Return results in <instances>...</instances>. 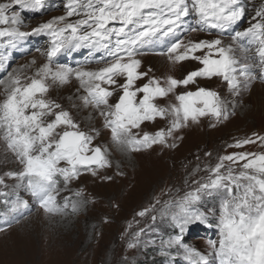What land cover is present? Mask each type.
Segmentation results:
<instances>
[{"label":"snow or ice","instance_id":"obj_1","mask_svg":"<svg viewBox=\"0 0 264 264\" xmlns=\"http://www.w3.org/2000/svg\"><path fill=\"white\" fill-rule=\"evenodd\" d=\"M43 3L44 0H0V41L8 38L7 44L15 48L30 35L44 34L50 38L43 53L47 62L33 76L22 82L18 73H8L7 80L0 79L4 85L0 139L22 165L20 171L4 176L18 181L15 187H26L47 213L62 211L56 202L61 184L67 188L82 171L96 175L99 169L111 167L106 151L93 146L94 137L81 131L61 105L46 98L48 81L65 84L75 77L86 93L82 97L85 105L102 109L100 115L111 130L113 141L123 150L139 152L155 144L175 147L169 140H174V132L190 122L198 123L204 116L226 119L228 115L219 94L205 87L176 94V103L167 107L157 104V98L197 85L198 78L220 77L231 90L239 88L241 78L250 83L257 70L264 78V4L255 9L251 18L254 23L250 22L243 31L233 30L232 43L225 44L220 38L185 43L178 34L182 29L216 30L220 35L229 32L246 15L242 0H67L63 5L65 15L53 17L31 33L22 31V12H39ZM190 16L195 17V27H185ZM170 37L174 38L167 48L170 60H193L202 67L182 79L168 77L162 83L150 77L146 83L138 84L149 74L139 71L141 61L136 56ZM80 49H88L89 57L104 52L100 58L104 66L87 70L82 65L55 63L54 58L62 52ZM5 59L0 56V61ZM113 96L117 99L110 103ZM157 117L170 118L167 129L141 134V125ZM257 141L264 148V136L258 134L237 140L229 147L244 148ZM208 173L193 191L176 202H166L161 215L170 216L179 232L162 240V248L176 247L178 254L182 250L188 264H212L213 260L216 264H264V151L220 156ZM4 176H0V186L7 188ZM7 195L0 191V196ZM213 195L219 198L218 239L208 240L211 252L205 255L184 243L183 236L191 226L206 224L209 214L215 215V209L206 214L196 207L204 196ZM67 204L65 198L64 207ZM22 206L26 207L27 202L17 200L10 211ZM72 206L75 209L76 204ZM147 212L145 209L138 215Z\"/></svg>","mask_w":264,"mask_h":264},{"label":"rangeland","instance_id":"obj_2","mask_svg":"<svg viewBox=\"0 0 264 264\" xmlns=\"http://www.w3.org/2000/svg\"><path fill=\"white\" fill-rule=\"evenodd\" d=\"M66 2L67 0H44L39 12L23 11L25 26L21 30L31 33L33 28L53 17L65 15L63 5ZM242 4L247 9L246 15L229 32L220 35L216 30L182 29L178 34L179 38L185 43L190 40L217 38L222 39L225 44L232 43L231 32L243 31L250 26V22L254 23L251 18L255 15V9L264 4V0H242ZM70 19L75 20L76 17ZM188 26H196L194 16L187 18L185 27ZM34 36L36 35L26 37L23 43L15 47L14 55L20 53L22 57L14 61L13 57L10 58L3 69L4 80H7L8 73H18L24 82V78L33 76L36 69L47 62L43 53L47 50L45 47L49 46L50 38L45 35L37 44L44 49L37 51L33 48L36 40ZM7 39L0 41L4 44L1 48L5 53L10 47ZM28 42L32 48L25 47ZM171 42H174V38H166L141 50L142 54L136 56L141 61L139 71L149 74L138 81V84L146 83L150 77H155L162 83L168 77L182 79L189 72L202 67L193 60L178 63L170 60L167 48ZM199 54L201 53H197ZM104 55V52H96L89 57L88 49H80L62 52L54 61L71 67L82 65L87 70H96L104 66L100 61ZM237 56H241L239 51ZM86 59L92 62L85 63ZM255 77L248 84L241 78L237 90L229 89L220 77L198 78L197 85H190L187 89L178 88L167 97L157 98V104L167 107L176 103V94L194 91L197 86L205 87L219 94L228 115L226 119L216 120L212 116H204L198 123L190 122L188 126L174 132V140H169V143H175V147L155 144L139 152L123 150L113 141L111 130L105 126L104 118L100 115L102 109L85 105L82 97L86 93L75 77L65 84L48 81L46 98L61 105L63 110L71 114L81 131L94 137L93 146L106 151L111 167L99 169L96 175L90 171H82L78 178L69 182L67 188L61 184L56 202L62 211L47 213L26 187H15L19 182L4 176L10 171H20L22 165L4 140L0 139V176H4L8 186H0V191L8 193L6 197L0 196V228L3 229L0 231V264H55V261H49L56 257V253L67 260L60 264H188L183 258L182 250L178 254L176 247L162 248V240L178 234L179 230L175 228L170 216H162L161 213L166 202L178 201L186 193L193 191L197 182L207 178L208 169L215 166L220 156L239 151H264L259 141L244 148L229 147L237 140L253 137V134L264 136V78L258 70L255 71ZM3 99L4 85L0 84V100ZM116 99V96L110 97L109 102L114 103ZM169 123L170 118L157 117L155 121L141 125V134H154L160 129H167ZM107 184L111 186L106 191L100 190L101 186ZM76 192L81 195L76 196ZM65 198L68 200L67 207H64ZM17 200L26 201L27 206H22V211H10ZM74 203L75 209L72 206ZM196 207L206 214L210 209H215L216 213L208 215L206 224L191 226L184 233L183 242L208 255L211 252L208 240L218 239L219 198L215 195L204 196ZM145 209L148 212L144 216L138 215ZM138 232L140 235L136 236ZM130 243L135 246L129 247ZM42 259L43 263H40ZM212 264L216 262L213 260Z\"/></svg>","mask_w":264,"mask_h":264},{"label":"bare ground","instance_id":"obj_3","mask_svg":"<svg viewBox=\"0 0 264 264\" xmlns=\"http://www.w3.org/2000/svg\"><path fill=\"white\" fill-rule=\"evenodd\" d=\"M25 40H26V38H25ZM42 40H39V41H35L34 43H35V45H33V48H34V50L35 49H40V51L41 50H43L44 49V47H42V46H39V45H37V44H39L40 42H41ZM24 41H21V42H19V43H17V45L18 44H21V43H23ZM28 46H29V48H32L31 46H30V43L28 42V43H26ZM25 44V45H26ZM37 45V46H36ZM46 49L48 48V47H45ZM0 49H1V47H0ZM8 51H9V54H2V55H0V56H4V57H7V59H5V60H2V61H0V64H1V67L2 68H0V79H4L3 78V69H5V67H6V65H7V63H9L10 61V58L11 57H13L12 59H13V61L14 60H17V59H19L20 58V56L22 57V55H18V56H16L15 57V55H14V52H15V48H12L11 46L10 47H8ZM0 52L2 53V50H0ZM0 53V54H1ZM9 61V62H8ZM12 62V61H11ZM3 65H5V66H3ZM126 156V155H125ZM144 182V181H143ZM140 184V183H139ZM138 184V185H139ZM111 186V185H110ZM108 184L105 186H101L100 187V190H103V192L104 191H106V188L107 187H110ZM146 186V185H145ZM148 187V186H147ZM144 190L146 189V187L145 188H143ZM149 190V189H148ZM147 191V190H146ZM140 192V191H139ZM136 193V192H135ZM141 193V192H140ZM116 194V193H115ZM146 194V193H145ZM132 197H133V194L131 195ZM111 198V197H110ZM109 198V199H110ZM103 199V198H102ZM108 199V198H107ZM111 200V199H110ZM24 209V207H20L19 209H17V210H19V211H22ZM117 210V209H116ZM111 213H113V211L111 212ZM110 214V213H109ZM116 215H120L119 213L117 214L116 213ZM102 228H104V227H102ZM111 230V229H110ZM100 232V231H99ZM99 235V234H98ZM103 242V241H102ZM109 242H110V240H109ZM107 244H109V243H107ZM101 248V247H100ZM49 251V250H48ZM64 251H65V249H64ZM49 252H51V251H49ZM56 252H59V250H57ZM61 252V251H60ZM54 253V252H53ZM62 253V252H61ZM48 255H50V253L48 254ZM51 256V255H50ZM55 256L56 257H54L53 259H51L49 262H52V261H55V264H56V262L58 261L59 262V264L60 263H63V262H67V260L66 259H64L63 257H62V255H59L58 253H56L55 254ZM100 256V255H99ZM65 257V256H64ZM102 257V256H101ZM44 259H45V257H44ZM44 259H42V262H40V263H43V260ZM73 259V258H72ZM69 260V259H68ZM74 260V259H73ZM84 261V260H83ZM79 262V261H78ZM77 262V263H78ZM82 261L80 260V263H81ZM43 264H45V262L43 263Z\"/></svg>","mask_w":264,"mask_h":264}]
</instances>
